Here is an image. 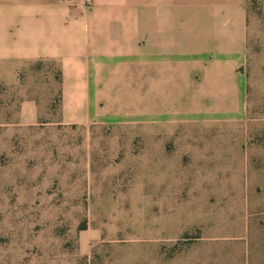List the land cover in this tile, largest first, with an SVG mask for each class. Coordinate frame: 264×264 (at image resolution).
<instances>
[{"label": "rangeland", "instance_id": "1", "mask_svg": "<svg viewBox=\"0 0 264 264\" xmlns=\"http://www.w3.org/2000/svg\"><path fill=\"white\" fill-rule=\"evenodd\" d=\"M246 7L238 111L228 72L215 100L177 77L157 94L146 38L90 60L87 125L62 123L54 63L0 86V264H264V0Z\"/></svg>", "mask_w": 264, "mask_h": 264}, {"label": "crops", "instance_id": "2", "mask_svg": "<svg viewBox=\"0 0 264 264\" xmlns=\"http://www.w3.org/2000/svg\"><path fill=\"white\" fill-rule=\"evenodd\" d=\"M45 1L0 0V86L13 85L18 73L37 62L54 63L62 78L63 124H90V60L140 56L145 38L150 86L157 94H166L177 77L183 87L210 88L215 100L228 72L227 108L240 110L235 71L245 61L246 0H92L91 6L84 0ZM141 26H151L149 39ZM195 74L198 84L190 82ZM35 105H24L20 125L35 122Z\"/></svg>", "mask_w": 264, "mask_h": 264}, {"label": "built area", "instance_id": "3", "mask_svg": "<svg viewBox=\"0 0 264 264\" xmlns=\"http://www.w3.org/2000/svg\"><path fill=\"white\" fill-rule=\"evenodd\" d=\"M84 2H85V4H86V6H88V5H90L91 0H84Z\"/></svg>", "mask_w": 264, "mask_h": 264}]
</instances>
